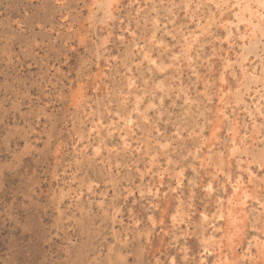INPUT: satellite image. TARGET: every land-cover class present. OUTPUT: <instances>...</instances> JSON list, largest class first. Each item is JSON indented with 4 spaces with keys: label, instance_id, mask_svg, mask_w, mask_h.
I'll return each instance as SVG.
<instances>
[{
    "label": "clouds",
    "instance_id": "1",
    "mask_svg": "<svg viewBox=\"0 0 264 264\" xmlns=\"http://www.w3.org/2000/svg\"><path fill=\"white\" fill-rule=\"evenodd\" d=\"M33 7L0 32V264H264V0Z\"/></svg>",
    "mask_w": 264,
    "mask_h": 264
},
{
    "label": "rangeland",
    "instance_id": "2",
    "mask_svg": "<svg viewBox=\"0 0 264 264\" xmlns=\"http://www.w3.org/2000/svg\"><path fill=\"white\" fill-rule=\"evenodd\" d=\"M38 20L33 0H6L0 5V32L22 33L30 31ZM4 219L0 217V225ZM16 243L11 225L0 227V248L11 249Z\"/></svg>",
    "mask_w": 264,
    "mask_h": 264
}]
</instances>
